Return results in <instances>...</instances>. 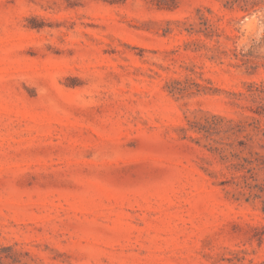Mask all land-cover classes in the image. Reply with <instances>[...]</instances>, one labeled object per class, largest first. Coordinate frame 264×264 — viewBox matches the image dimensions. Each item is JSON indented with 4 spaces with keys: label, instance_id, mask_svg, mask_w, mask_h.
I'll use <instances>...</instances> for the list:
<instances>
[{
    "label": "rangeland",
    "instance_id": "rangeland-1",
    "mask_svg": "<svg viewBox=\"0 0 264 264\" xmlns=\"http://www.w3.org/2000/svg\"><path fill=\"white\" fill-rule=\"evenodd\" d=\"M0 0V264H264V0Z\"/></svg>",
    "mask_w": 264,
    "mask_h": 264
},
{
    "label": "clouds",
    "instance_id": "clouds-1",
    "mask_svg": "<svg viewBox=\"0 0 264 264\" xmlns=\"http://www.w3.org/2000/svg\"><path fill=\"white\" fill-rule=\"evenodd\" d=\"M247 32H257L264 28V10H259L246 17L243 21Z\"/></svg>",
    "mask_w": 264,
    "mask_h": 264
},
{
    "label": "trees",
    "instance_id": "trees-1",
    "mask_svg": "<svg viewBox=\"0 0 264 264\" xmlns=\"http://www.w3.org/2000/svg\"><path fill=\"white\" fill-rule=\"evenodd\" d=\"M159 7L161 8H171L173 9L175 7L174 3L171 4L168 2V0H153ZM254 187H257L260 189L261 192L264 191V184H259L255 185ZM263 211H264V206H263Z\"/></svg>",
    "mask_w": 264,
    "mask_h": 264
}]
</instances>
